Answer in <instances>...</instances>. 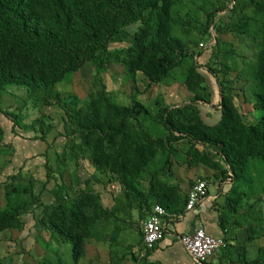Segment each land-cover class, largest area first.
<instances>
[{"label": "rangeland", "instance_id": "1", "mask_svg": "<svg viewBox=\"0 0 264 264\" xmlns=\"http://www.w3.org/2000/svg\"><path fill=\"white\" fill-rule=\"evenodd\" d=\"M161 21L168 39L179 41L181 47L174 68L159 81L140 71L129 72L126 66L131 62L126 52L144 27L139 22L111 40L108 53L102 52L94 63L56 86L61 100L72 104L73 110L88 111L93 103L105 107L108 100L138 112L135 125L141 141L146 138L148 156H143L139 174L128 176L134 192L123 184L121 170L99 171L91 156L80 153L81 138L70 137L71 142L66 138L74 127L66 125L65 112L52 99L45 105L44 93L21 86H9L0 93V213L16 214L18 223L15 229L0 233L3 264H147L142 227L160 194L184 201L197 180H206L211 195L214 189L216 194L221 191L216 176L226 165L220 157L213 150L194 147L217 162L218 169H213L196 161L187 138L160 143L169 133L159 114L165 108H179L182 114L173 116V122L214 126L222 118L221 102L225 101L247 123L262 115L256 98L264 85V0H168L166 14L147 13L149 40L156 39ZM38 143L44 150L37 159L33 153ZM23 156L36 159L22 161ZM248 171L238 194H233L231 184H224L220 207L223 211L235 197L242 200L232 220L259 237L251 253L252 260H257L264 252V163L250 159ZM222 177L221 183L228 180ZM79 193L93 197L111 215L95 223L93 236L84 241L75 262L71 246L58 241L44 217L55 201L73 202ZM256 219L261 224L254 223Z\"/></svg>", "mask_w": 264, "mask_h": 264}, {"label": "trees", "instance_id": "2", "mask_svg": "<svg viewBox=\"0 0 264 264\" xmlns=\"http://www.w3.org/2000/svg\"><path fill=\"white\" fill-rule=\"evenodd\" d=\"M167 9L168 0H0V93L9 86H21L35 94L44 93L45 105H50L52 99L65 112L66 125L74 127L66 138H81L80 153L91 156L93 166L99 171L121 170L123 184L134 192L128 176L136 177L144 167L143 156H148L144 147L146 138L141 141L142 134L135 125L138 112L118 108L108 100L105 107L93 103L88 111L81 107L73 110L72 104L61 100L56 86L66 76L94 63L102 52L108 53L110 41L126 27L139 22L144 24L141 36H135L126 52L131 61L126 65L128 71L145 73L155 82L167 76L174 68L181 44L168 39L162 21L155 32L156 39L149 40L146 32L150 27L145 23L147 13L161 11L166 14ZM261 73L264 80V61ZM256 99L262 115L254 123L245 122L225 101L221 102L222 118L214 126L202 122L195 127L175 123L172 117L182 114V109L165 108L159 118L169 135L159 142L169 144L187 138L196 161L218 169L217 162L207 152L194 147L200 145L204 151L213 150L226 165L220 172L221 178H216L221 180L226 175L233 186V194H238V189L248 180L249 160L264 163V85ZM127 156H134L133 160ZM47 177L50 179L49 174ZM187 199L180 201L176 196L162 193L155 205L169 214L181 215ZM241 202L235 197L226 203L220 215L223 231L226 225H241L238 220H232ZM108 215L111 214L93 197L79 193L73 202L55 201L45 211L44 218L58 241L71 246L76 262L82 254L84 241L93 236L95 223L101 216ZM15 216L10 212L0 213V233L18 226ZM246 216L250 217L251 213ZM261 222V219L254 220V223ZM248 233L255 232L250 228ZM263 257L264 252H261L259 259L247 264H263ZM0 264H3L1 259Z\"/></svg>", "mask_w": 264, "mask_h": 264}, {"label": "crops", "instance_id": "3", "mask_svg": "<svg viewBox=\"0 0 264 264\" xmlns=\"http://www.w3.org/2000/svg\"><path fill=\"white\" fill-rule=\"evenodd\" d=\"M36 147L37 151L33 153V156H37L38 159L42 157L41 152L44 147L40 143ZM33 156H23L22 161L32 162L36 159L32 160ZM224 184H229V180L222 183L220 180L217 181L216 186L221 191L216 194L214 189L213 195L210 194V186L208 185L206 197L197 204L195 209L192 212L183 213L172 224L175 232L166 234L161 242L146 250L147 264H195L179 241L181 235L191 232L194 227H200L210 236L225 242V246L220 248L205 264H247L255 260H252L251 253L255 243L260 240L257 235L246 232L243 225L234 224L231 227L226 225V230L221 229L220 215L222 209L220 201ZM141 247H144L142 236ZM136 249L138 250V246Z\"/></svg>", "mask_w": 264, "mask_h": 264}, {"label": "built area", "instance_id": "4", "mask_svg": "<svg viewBox=\"0 0 264 264\" xmlns=\"http://www.w3.org/2000/svg\"><path fill=\"white\" fill-rule=\"evenodd\" d=\"M207 187L206 181L197 180L188 193L184 213L192 212L206 197ZM181 215L169 214L160 205H155L142 227L144 248L151 249L161 242L166 234H173L175 229L172 224ZM179 241L195 264L206 263L225 246L224 240L210 236L200 227H194L191 232L181 235Z\"/></svg>", "mask_w": 264, "mask_h": 264}]
</instances>
